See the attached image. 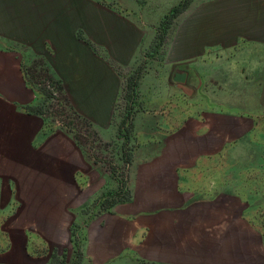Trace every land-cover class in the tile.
Instances as JSON below:
<instances>
[{"label":"rangeland","instance_id":"obj_1","mask_svg":"<svg viewBox=\"0 0 264 264\" xmlns=\"http://www.w3.org/2000/svg\"><path fill=\"white\" fill-rule=\"evenodd\" d=\"M180 1L0 0V48L18 54L20 71L40 62L67 95L69 102L47 99L25 81L30 104L46 113L43 133L81 135L78 146L100 176L85 202L65 204L80 215L75 232L127 205L171 239L157 251L161 259L142 264H264V0H192L162 25ZM93 57L121 81L105 126L70 97L69 82L92 72ZM137 69L139 95L126 102L123 87ZM124 111L134 125L128 136L119 135ZM0 131V264H63L65 255L73 264L82 234L56 244L36 224L22 233L28 208L62 204L35 200L34 184L15 169L20 157L1 154L7 134ZM122 179L129 201L113 193ZM168 186L182 198L164 195ZM107 199L118 202L107 208Z\"/></svg>","mask_w":264,"mask_h":264},{"label":"crops","instance_id":"obj_2","mask_svg":"<svg viewBox=\"0 0 264 264\" xmlns=\"http://www.w3.org/2000/svg\"><path fill=\"white\" fill-rule=\"evenodd\" d=\"M91 67L92 72L69 82L70 97L82 113L96 124L105 126L112 118L121 81L108 63L96 57L92 58ZM21 71L18 54L0 48V130L7 134V149L1 154L6 152L20 157L21 165L15 169L25 171V178L34 184L36 189L32 190V195L35 200L62 204L54 211L41 212L28 208L22 215V233L27 234L36 224L37 233L56 244L72 243L76 233L82 234L80 248L83 257L79 264H142L141 259H161L157 251L164 249L167 240L171 239L166 238L167 234L157 232L156 227L141 222L139 209L126 210L129 206L123 205L114 212L106 213L99 221L86 223L80 232L72 229L80 215H69L65 204L84 199L85 202L91 196L94 174L96 177L99 174L94 172V164L72 135L60 130L48 135L43 133L40 114L29 112L25 107L33 101L34 93L27 86ZM17 161L8 160L6 165L9 167ZM14 167L15 164L10 169ZM30 172L37 174L30 178ZM102 184L101 181L100 186ZM162 186L167 189L165 183ZM168 189L164 195L182 198V191L179 190V194L178 189L169 186ZM180 258L182 260V256ZM162 259L165 262L175 260L172 256Z\"/></svg>","mask_w":264,"mask_h":264},{"label":"trees","instance_id":"obj_3","mask_svg":"<svg viewBox=\"0 0 264 264\" xmlns=\"http://www.w3.org/2000/svg\"><path fill=\"white\" fill-rule=\"evenodd\" d=\"M192 0H181L180 3L178 5H176L175 7H173L163 18L162 20V25L166 24L167 27H169L174 19L180 15L183 11H185L188 6L190 5ZM22 73H23V77L25 79V81L33 88L36 89L37 91H39L40 93L46 94L47 99H57L59 102L62 101V99H65L69 102V100L67 99V95H63L62 94V88H60L58 85V81L53 80V76L49 74V71L47 69H44L41 66L40 62L35 61L32 65L30 66H22L21 68ZM140 70L137 69L135 72H133L125 81L124 87H123V92H122V96L121 99L127 101H134L137 99L138 95H139V82H140ZM48 79H50V81L48 82ZM43 83V84H42ZM39 84H41L42 86L37 87ZM51 87H53L54 89H51ZM56 90V91H54ZM55 92V93H54ZM58 92V93H56ZM26 108L28 109L29 112L35 113V114H40V115H45L46 113L44 112V109L41 106H36V105H31L28 104L26 106ZM123 114L126 116L123 118L122 123L120 124V128H119V135H130L132 129H133V119L131 120L129 118L130 112L128 111H124ZM85 120L89 121L87 118H84ZM130 119V120H129ZM129 121V126L127 128H125L126 123ZM126 133V134H124ZM76 141L78 143L79 146L83 147V141H82V137L81 135H76L75 136ZM124 155H128L127 157V162H129L130 160V156L129 154H124ZM116 195H122V201H129L131 200V196L130 193H128V189H127V180H120V186L119 188L113 192ZM117 200H106V207L109 208L111 206H113L115 203H117ZM75 245H77V243H75ZM74 253L76 256V260L73 262V264H79L82 257H83V253L81 251V248L78 246L77 248H74ZM66 262V255L63 258V264Z\"/></svg>","mask_w":264,"mask_h":264},{"label":"water","instance_id":"obj_4","mask_svg":"<svg viewBox=\"0 0 264 264\" xmlns=\"http://www.w3.org/2000/svg\"><path fill=\"white\" fill-rule=\"evenodd\" d=\"M175 79L184 82L186 80V73H177Z\"/></svg>","mask_w":264,"mask_h":264}]
</instances>
